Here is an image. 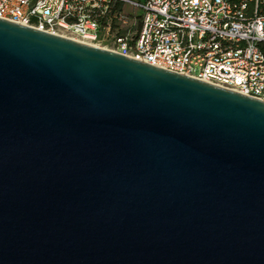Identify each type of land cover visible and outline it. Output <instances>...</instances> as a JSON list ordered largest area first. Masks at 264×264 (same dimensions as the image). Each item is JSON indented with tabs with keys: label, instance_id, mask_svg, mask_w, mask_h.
Masks as SVG:
<instances>
[{
	"label": "water",
	"instance_id": "obj_1",
	"mask_svg": "<svg viewBox=\"0 0 264 264\" xmlns=\"http://www.w3.org/2000/svg\"><path fill=\"white\" fill-rule=\"evenodd\" d=\"M0 264H264V102L0 19Z\"/></svg>",
	"mask_w": 264,
	"mask_h": 264
},
{
	"label": "built area",
	"instance_id": "obj_2",
	"mask_svg": "<svg viewBox=\"0 0 264 264\" xmlns=\"http://www.w3.org/2000/svg\"><path fill=\"white\" fill-rule=\"evenodd\" d=\"M0 19L264 102V0H0Z\"/></svg>",
	"mask_w": 264,
	"mask_h": 264
},
{
	"label": "bare ground",
	"instance_id": "obj_3",
	"mask_svg": "<svg viewBox=\"0 0 264 264\" xmlns=\"http://www.w3.org/2000/svg\"><path fill=\"white\" fill-rule=\"evenodd\" d=\"M70 40H72V41H74V42H77V43H80V44H84V45H87V46H91L90 44H88V43H85V42H80V41H78V40H75V39H70ZM92 47V46H91Z\"/></svg>",
	"mask_w": 264,
	"mask_h": 264
}]
</instances>
